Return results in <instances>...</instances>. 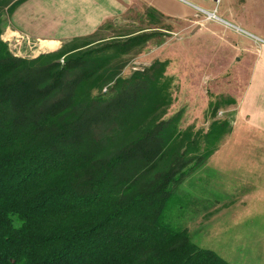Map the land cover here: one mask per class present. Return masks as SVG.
<instances>
[{"label":"trees","instance_id":"obj_1","mask_svg":"<svg viewBox=\"0 0 264 264\" xmlns=\"http://www.w3.org/2000/svg\"><path fill=\"white\" fill-rule=\"evenodd\" d=\"M72 62L18 57L0 39V264H228L168 222L185 154L160 169L157 128L114 147L106 123L136 107L79 95L88 72Z\"/></svg>","mask_w":264,"mask_h":264},{"label":"rangeland","instance_id":"obj_2","mask_svg":"<svg viewBox=\"0 0 264 264\" xmlns=\"http://www.w3.org/2000/svg\"><path fill=\"white\" fill-rule=\"evenodd\" d=\"M8 1L0 0V39L13 54L60 66L73 60L71 70H86L89 77L79 95L100 91L121 98V114L133 115L136 107L130 123H106V131H116L114 147L157 128L151 143L163 149L157 156L160 169L168 170L167 163L185 154L187 161L176 170L168 222L187 228L195 244L228 264H264V134L242 116L249 113L260 122L264 101L255 106L241 98L251 86L214 83L231 70L199 69L197 56L187 51L197 41H188L186 21L131 12L105 21L90 36L41 46L9 31ZM214 7L203 9L211 13ZM198 12L208 21L220 20L216 11V17Z\"/></svg>","mask_w":264,"mask_h":264},{"label":"crops","instance_id":"obj_3","mask_svg":"<svg viewBox=\"0 0 264 264\" xmlns=\"http://www.w3.org/2000/svg\"><path fill=\"white\" fill-rule=\"evenodd\" d=\"M210 2L213 5L205 7L193 0H9L7 15L9 31L41 46L90 36L105 21L131 12H156L169 20L186 21L188 41H197V47L189 45L187 51L197 56L198 68L231 70L214 83L251 86L241 98L259 106L264 101V0H220L215 9L220 20L214 21L197 9H212ZM247 114L242 115L246 125L259 124L257 131L264 134V114H259L260 122Z\"/></svg>","mask_w":264,"mask_h":264},{"label":"built area","instance_id":"obj_4","mask_svg":"<svg viewBox=\"0 0 264 264\" xmlns=\"http://www.w3.org/2000/svg\"><path fill=\"white\" fill-rule=\"evenodd\" d=\"M211 1H213L214 3H215V7H214V9L211 11V13H210V11H207V10H205V9H203V8H199V10L200 11H202V12H204V13H206L207 14V16H213V17H216L215 16V9H216V6L219 4V2H220V0H211Z\"/></svg>","mask_w":264,"mask_h":264}]
</instances>
